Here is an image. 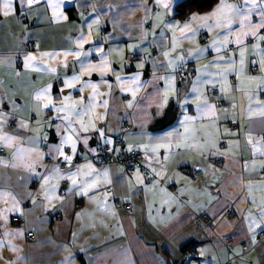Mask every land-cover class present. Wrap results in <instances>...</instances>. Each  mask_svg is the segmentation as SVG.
Returning a JSON list of instances; mask_svg holds the SVG:
<instances>
[{
    "label": "crops",
    "instance_id": "1",
    "mask_svg": "<svg viewBox=\"0 0 264 264\" xmlns=\"http://www.w3.org/2000/svg\"><path fill=\"white\" fill-rule=\"evenodd\" d=\"M181 1L0 0V264H264V0Z\"/></svg>",
    "mask_w": 264,
    "mask_h": 264
},
{
    "label": "built area",
    "instance_id": "2",
    "mask_svg": "<svg viewBox=\"0 0 264 264\" xmlns=\"http://www.w3.org/2000/svg\"><path fill=\"white\" fill-rule=\"evenodd\" d=\"M230 2H233L235 4H237L238 6H241L242 1L241 0H229ZM200 39L201 40H205L206 36L204 34L200 35ZM34 44L30 43L29 47H33ZM136 54H131L129 56L130 60H134L136 59ZM17 62L20 63L21 59L18 58ZM252 71L255 74H259L260 73V68L258 66V63L256 62V60H254L253 62V67H252ZM194 75V71L193 69L190 68H185L182 67L179 70V76L181 78H187L189 76ZM226 103L222 102V105H225ZM116 144H119V141H116ZM93 162L96 165H109V164H113V163H120L123 164L125 166V168L127 169V172L129 174H135L137 172V170L139 168H142V156L141 154H139L138 152L132 151V152H125L123 150H121V152L119 153V155L117 157L114 156L113 154V145H109V144H105V143H100L97 146V151L95 153V155L92 158ZM187 175L191 178H198L200 176H202V170L200 169H195V168H187L185 169ZM146 176H149L148 173H146ZM107 191H111V188H109ZM127 211L131 212V209L129 207H127ZM208 220V216L206 214H202L198 217L195 226L196 227H200L202 223L206 222ZM15 222H18L17 218H14ZM34 234L33 233H28L27 234V238H33Z\"/></svg>",
    "mask_w": 264,
    "mask_h": 264
},
{
    "label": "trees",
    "instance_id": "3",
    "mask_svg": "<svg viewBox=\"0 0 264 264\" xmlns=\"http://www.w3.org/2000/svg\"><path fill=\"white\" fill-rule=\"evenodd\" d=\"M218 0H182L175 9V16L179 18L188 17L195 11H205L210 9ZM195 248L193 244H188L182 248V252H187Z\"/></svg>",
    "mask_w": 264,
    "mask_h": 264
},
{
    "label": "water",
    "instance_id": "4",
    "mask_svg": "<svg viewBox=\"0 0 264 264\" xmlns=\"http://www.w3.org/2000/svg\"><path fill=\"white\" fill-rule=\"evenodd\" d=\"M176 119V113L173 109V104L171 103L167 108L164 116L157 120L156 123L151 127V130H160L165 128L166 126L172 124Z\"/></svg>",
    "mask_w": 264,
    "mask_h": 264
},
{
    "label": "snow or ice",
    "instance_id": "5",
    "mask_svg": "<svg viewBox=\"0 0 264 264\" xmlns=\"http://www.w3.org/2000/svg\"><path fill=\"white\" fill-rule=\"evenodd\" d=\"M10 4H11V0H6L5 7L10 9ZM216 11H217V13H218V12L220 11V9L218 8ZM6 14H7V12H5V15H6ZM213 15H216V13H213ZM192 19H193V20H196V19L208 20L209 17H207V16H204V17L193 16ZM185 27H188V25L186 24ZM66 159H70V158H69V157H66ZM74 183H75V182H74Z\"/></svg>",
    "mask_w": 264,
    "mask_h": 264
}]
</instances>
